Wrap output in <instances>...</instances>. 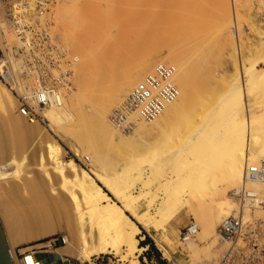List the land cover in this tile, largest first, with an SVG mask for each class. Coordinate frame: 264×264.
Masks as SVG:
<instances>
[{"label":"rangeland","instance_id":"rangeland-1","mask_svg":"<svg viewBox=\"0 0 264 264\" xmlns=\"http://www.w3.org/2000/svg\"><path fill=\"white\" fill-rule=\"evenodd\" d=\"M231 1L232 0H228V5H222L220 0H50L48 4L43 6L44 14L40 17L41 19H46L49 23L50 37L52 42L54 41L52 44L55 45L57 49H62V51L68 55L65 57L68 60H72L74 58L77 60V56L80 57L81 54L72 46L73 43L72 45L69 43L68 30L71 31V27L68 25L69 20L66 19L65 24L60 22L59 15H57V10L60 5L64 4L63 2H66V5L67 3L70 5L75 2L79 7L81 13L79 16L81 15L82 18H79L80 24L76 23L79 25L77 27L78 30L76 31V36L79 39L83 38L81 40H83L86 44L85 57L87 61L85 65L81 67V69L80 65H78L79 61L74 64V74L77 72V69L78 72L80 70V73L79 75L78 73L75 74L72 78V81L74 79V82H76V88L80 89L79 91L82 92L81 94L87 96V100H85V96H79L81 98V102L78 100V102L75 103L74 114H79L75 115V123L66 121L67 123L65 124L59 123L54 125V129L50 130L47 128L49 122L46 121L41 115V120L35 122L32 124V127H30L32 134L30 135L31 141L29 142L31 146L29 143L24 145L23 141H21V137L18 134L19 130L16 125L22 122V124L29 126L31 123L25 121L22 116H19V113H17V104L13 108L14 111H11L8 117L3 115V111H1L0 108V137L1 135L3 136V138L1 137L3 141H5V138L7 137L5 142L0 139L2 149V151H0L1 154L6 156V158L12 157L15 160L17 159V161H20L22 155L21 152H23L22 150L29 149V155L20 164V167L16 165L12 166V173L5 179H0V199L4 201L6 205H8V203L11 205V207L9 205L7 207L14 209L11 211L9 210V213L15 217H18V215L22 212L24 213L23 210L25 209L26 211V208L30 203V206L32 207L34 206L36 208L38 206L39 208L37 207V210L35 208L32 210L35 209V212L38 211L36 212L37 214L42 213V215L40 214L42 217L39 227H41L44 231L48 227V224H50L52 227L49 228L50 233L46 237L37 240L13 243L12 240L10 241L9 239V249H11L12 254L18 264H22V259L28 253H36L38 257L41 256V260L47 261L45 254L56 253L58 250L67 247L68 242H73L74 244L78 243V240H76V237L78 236L76 231L79 228V225L77 223V218H75L76 214H73L74 207L69 206L68 204H62L66 202L65 200H67L68 195L65 194L67 193V189L71 188V184L69 181L65 184L62 183L58 177L55 178L53 182L50 181L49 178H51L50 174H52V171L50 170L51 168L47 167V163H44L46 158L44 157L46 152V143H56V145L61 148V152H63V160H73L79 169L86 170L91 175V177L96 180L97 185L102 187V184L96 179V177L98 175L104 176V174H108L107 176H109L113 182L115 181L114 184L118 186V192H116L115 198L103 188L105 193H107L113 202H119V204H122L121 199L124 195H135L137 197V202H135L133 206L136 216L146 217L151 215L155 209L161 208V216L159 218L161 225L159 227L155 224H151L145 229L140 227L141 235L139 238L143 237L140 241V245L142 246L146 238L149 237L156 248V252L147 245V249L140 254L139 264H218L221 252L227 247V245L221 241H219L218 244L212 246L211 240L208 241L202 238L198 241L197 236L193 241H191L194 243V245H196L193 247L194 251H190L188 255L186 252H182L178 245L175 244L179 242L182 244L180 241V233L182 232L183 227H186L188 224H190V222H195L198 226H200L199 228L201 231L202 225L192 210L195 209V211L203 212V210L210 209V206H207L208 203H206V197H208V185H206V182L200 176L195 177L201 182H196L197 185L194 187V190L196 191V188H198L197 195H202L201 199H203V201L200 203L199 199H195L194 201L192 198V210L187 207L181 208L177 203L176 206L168 205V202L165 204L162 202L160 203L161 198L165 193H163L160 183L164 176L171 175L174 171H179H173V169H182L180 166L181 162L179 160L180 148L185 145V143H183L185 140H187V144L185 145L186 148L192 146L194 143L192 138L195 136V134L190 133L188 136H191L187 137L185 134L189 133L191 126L193 127V125H197L196 123L200 125L199 120L202 119L203 121V119H205L203 115L204 113L207 114L211 108L215 110L217 107L216 104L214 102H210L209 99L212 98L211 101H213L215 98L219 97L220 94L222 96V93H224L226 90H229V88L233 89V87L239 83L244 89L246 88L245 95L247 97V102L252 104L253 108H256L253 109V112H255L254 114L261 115L264 112V107L259 106L261 105L258 98L260 95L257 94L259 91L262 92L260 89L264 87H261L260 84L264 82V80H262V75L264 72L261 73V69L264 70V4L257 5L256 3H246L245 1L241 0L243 3L240 2L241 5H236L234 1H232L231 4ZM235 6H237L238 9H236ZM10 7V4L0 2V24L5 22V15L7 14ZM231 17L232 19H230ZM227 18L230 21H233V26H230L229 20H227ZM236 18L240 19L237 20ZM227 21L229 24L228 26ZM73 22H75V20ZM222 22L226 23V29L224 27L222 28ZM237 23L239 26L242 25L240 26V28L242 27V30L239 28ZM218 27H220V29ZM8 30L11 31L10 29ZM221 30L224 32V34L223 32L221 33ZM217 33L219 35L221 34V36H219ZM230 33L234 36H231ZM14 35L15 34H13L9 40L12 44L11 48L18 46V43L20 46L19 40ZM193 37H195L196 40ZM215 37H219V40H216ZM229 37L232 39H229ZM15 39L18 40L17 44H13ZM12 41L14 42L12 43ZM198 41L199 43L201 41L205 44L202 46L203 43H201V48L200 45H198L201 50H196V48H198ZM65 42H67V44H65ZM66 45L69 46L67 47ZM177 47L179 48L177 49ZM170 50L171 52H177L175 55L178 58L184 59L183 56H185L187 57L184 59L185 61L192 60L195 63H198H196V66L198 65L197 71L199 75H196V78H199L195 81L196 90L198 93L196 102L199 103L198 100L201 99L199 104L196 103L198 107L192 109L182 105L181 107L183 109L180 108L182 111V116L180 111V113L177 112V114H180L178 117L176 116V112L170 111L168 114L169 118L167 117L161 121V126L164 128V130L166 129L165 131H156L152 129V126H147L145 129H143L145 131L147 130L146 132L140 131L138 129L140 132H137V134L141 140L139 139L140 142H132L130 150L129 147L121 148L116 147L114 144L106 145V143L101 138L98 139L99 133L96 126L94 127L95 124L93 122V113L95 109L102 104V100L106 101V94H112L111 97H107L109 98L107 101H115L116 103L113 109L109 112L110 114L107 116L109 117L110 121L111 114L115 109L118 108L116 106L121 105L124 101L125 95L120 96L119 98L118 96L120 95L119 89H121L123 85L125 86V81H127L126 77L129 76L133 70H136V72L141 71V65L147 64L149 68L141 75L140 79L142 80L146 73L152 70L153 67L161 62L163 58L168 56H166V54L169 53L168 51ZM90 54L94 56L91 57ZM186 54H191L189 56L192 57L193 55L194 57L190 59V57L186 56ZM194 54H199V56H195ZM195 58L197 59L196 61ZM15 73L16 75L14 74V79L17 81L19 80L20 85H23L24 82L21 81L18 73ZM236 79H238V81ZM27 80V83L25 82V84H27V86L29 85L28 87H30L31 83H34L33 79ZM216 80L219 82H216ZM0 84L9 90L12 98H14L15 103L18 102L16 100L15 94L10 90V87H7L1 78ZM134 84L131 85L130 89H132ZM90 88L91 91L89 90ZM130 89L127 92L128 94ZM73 90H75V86L73 87ZM86 91L91 93L93 91L94 94H89L88 92L86 93ZM104 93H106V97L102 96ZM128 94H126V96ZM90 95L92 96L90 97ZM199 97L200 99H198ZM120 98L121 100L118 101ZM68 99L71 100L72 98L68 97ZM88 99L91 101V103H94L93 107L95 108L92 107L93 103L88 105V102H86ZM86 105L89 106L88 108L91 110H88ZM206 106L208 107V110L204 111V107ZM83 107H85L86 110ZM82 110L84 111L82 112ZM200 110L204 111H201L203 114L200 112ZM78 111L82 113L80 114ZM86 113L88 114L86 115ZM172 113L173 116L171 115ZM82 114H84L83 118H80V116L82 117ZM209 115L210 114L207 116L209 117ZM86 116L89 117L87 118ZM171 116L173 119H171ZM207 116L206 118H208ZM84 118H86V121H84ZM89 118L93 123V125L90 123L91 126H93V129L91 126H89ZM81 119H83L85 123H83ZM76 121L78 125L75 126L74 124H76ZM83 125H88V127H83ZM72 126L74 128L70 130V127ZM2 127L3 129L6 127L4 131L8 129V132H4ZM80 127L81 129H79ZM43 128L45 130L48 129L46 130L47 135L42 138L43 143L33 146L34 144L36 145V143H32V141L38 138V135L40 131L43 130ZM85 128H87L90 133L85 130ZM224 130L225 129L223 126L218 125V127L213 130L214 132L211 134V136L218 137L224 132ZM84 131L87 133L88 137H85L86 134ZM9 132H11L10 137L9 135L7 136ZM88 139L91 140L90 143L94 142L93 144L96 149L91 144L92 147L96 151H100L99 154H102L101 160H99L98 163L101 165L98 166L99 168H93L94 164H92V162L93 156L95 157V155H91V152L94 150H91L90 148L92 147L87 145L89 144L87 141ZM143 142H146V144H143ZM78 144H81L82 146ZM96 151L94 152L96 153ZM76 154H78V156ZM180 159L183 161V158ZM176 160L177 164L180 163L178 165L179 168L178 166H175L176 163L174 161ZM263 161L264 157L260 156L259 162ZM95 168H97V170ZM48 172H50V174ZM183 172L181 175L179 174L180 184L183 182L182 179L187 178L188 174L190 173L189 171H187V174H184ZM106 175L104 177L111 181ZM177 175L175 176L177 177ZM68 176L69 180H71L72 174L69 173ZM189 176L193 177L191 175ZM25 177L27 178V181L30 180V184H27V186L29 185L28 187L30 190L27 195L29 193L30 195L26 196L32 201L29 202L28 200L27 203V200L25 199L27 197H23L27 203L26 204L24 202L26 208L25 205L20 204V200H22L23 203V199L20 198L22 196L15 197L13 193L10 194V192L6 190L9 184ZM193 180L195 181L196 179ZM31 184L33 186L35 184V186H31ZM40 184L43 186H37ZM13 185L15 186V184ZM251 186L249 185V187L253 188V185ZM32 187H37V190L44 192H37V190L33 189ZM6 191H8V193H6ZM229 191L231 192V190L228 189L227 192ZM40 193H42L43 196L39 195ZM260 193H262V191ZM62 194L63 196H66L65 200V196H61ZM38 195L43 199H40ZM59 196L60 198L62 197V200H60L61 202L63 201L61 203L62 206H57L58 203L60 204V202L57 201ZM262 196L264 198L263 193ZM37 198L40 199L39 201L44 200L45 203L42 201L43 204H47L43 206L44 209L42 206H40L42 202L40 205L38 204L39 201ZM44 198H46V200ZM68 200L71 201L70 199ZM68 200L66 203H69ZM16 202H19V204H16ZM69 204L72 205L73 202L72 204ZM17 205L20 206V209H22L21 206H24L22 212ZM234 206L235 207L229 209L230 212L236 208V205ZM40 208H42V210ZM12 211L13 213H11ZM14 211L17 213V216L16 213L14 215ZM27 211L29 210L27 209ZM27 211L25 213H27ZM44 211L46 212L43 216ZM229 211L228 213H230ZM258 212H256L257 217L253 216L248 219L250 220L249 222H264V209L259 212V214ZM1 213L2 212H0V214ZM23 213L21 214V220H26L24 217L25 214ZM164 224L166 226L165 228H167L166 234L162 232L161 228ZM217 227H219V225ZM24 229L25 228H22L21 234L26 239V233L29 232H25L26 230ZM150 229L151 231L148 232ZM54 239H58V241L55 242L53 241ZM63 239H67V241L65 240L64 242ZM155 240L160 241L168 248L172 259H164L162 252L155 243ZM185 244L187 243H184L183 245ZM66 261H69L71 264H80L79 261L75 259V255H69L66 257ZM87 264L121 263L117 258L110 255H94Z\"/></svg>","mask_w":264,"mask_h":264},{"label":"bare ground","instance_id":"bare-ground-1","mask_svg":"<svg viewBox=\"0 0 264 264\" xmlns=\"http://www.w3.org/2000/svg\"><path fill=\"white\" fill-rule=\"evenodd\" d=\"M220 1H221L222 5H225V4L228 5L229 4L228 0H220ZM232 1H234V3L236 5H241L240 4L241 0H232ZM232 1H231V4H232ZM243 1H245L246 3H256L257 5H263L264 4V0H243ZM63 3H64L63 5H60L58 7L57 15H59L60 22H62L64 24H65L66 19L69 20L68 25H69V27H71V31L68 30L69 31V34H68L69 43L71 45L73 43L72 46L81 54L80 57L77 56V60L74 58L70 61H75V62L79 61L78 65H80V69H81V67H83L87 61L86 57H85V55H86V49H85L86 44L83 40H81L83 38L79 39L76 36V31L78 30L77 27L79 26L76 23L80 24L79 20L82 17H81V15L79 16V14H81V13H80L79 7L77 6V4L75 2L70 4V5H69V3H67V5H66V2H63ZM241 3H243V2H241ZM69 6H71V7H69ZM113 6H115V5H113ZM235 7H236V9H238L237 6H235ZM132 8H134V7H132ZM152 9H157V8H152ZM31 10H33V8H31ZM15 13L19 14V13H21V11L18 10ZM186 14H188V13H186ZM229 17H230V15H229ZM230 19H232V17ZM239 19H237V20H239ZM74 20H75V22H73ZM227 20H229V19L227 18ZM232 22H233L232 20L231 21L229 20L230 26L233 24ZM219 24H220V22H219ZM221 24H222V28L224 27L225 29L229 25L228 21H227V26L225 25L226 23L222 22ZM237 25L239 26L238 23H237ZM240 26H242V25H240ZM240 26H239V28H240ZM220 27H218V28L220 29ZM231 28H233V27H231ZM217 29H216V31H217ZM240 29H239V31H240ZM0 30H1V35H0V61H2V57H3L2 51L5 52L6 49H8L7 54H8V56H10V59H9L10 61L8 64L5 65L6 80L9 81L12 84V86H15L18 93H19V98L18 97L16 98V100L18 102L15 103L14 98H12L9 90H7L3 85L0 84V108H1V111H3V115L5 117H8L9 113L11 111L12 112L14 111L13 108L17 104V113H19V116L21 117L22 113H20L21 111H19L20 107H21L20 103L26 102V105L30 109L36 110V114H37V119L32 120V121H29L27 118L22 116V118L25 121L31 123V124H29V126L22 124V122H20L18 125H16V127L19 130L18 134L21 137V139H22L21 141H23L24 145L28 144V143L30 145V142H29V141H31L30 135L32 134L30 127H32V124H34L35 122L41 120L40 119L41 115L44 117V119L46 121L49 122V125L47 126V128L50 130L54 129V125H57L59 123L65 124V123H67L66 121H68L70 123H75V119H76L75 115H79V114H74L75 103L78 102V100H79V102H81L80 97L85 96V95L81 94L82 92L79 91L80 90L79 88H76V82H74V79L72 81V78L74 77L75 74L78 73V75H79L80 70L78 72V69L76 68L77 72L74 74V68L72 66L73 74L71 72V75L69 76L68 80H66V82H64L62 87H60L58 85L57 89L54 90V94H50L49 97L51 99V103L48 105L44 104V105L39 106V104H38L39 103L38 102L39 96L38 95L41 93H37V91L41 89L40 87L43 85L42 82L46 85H47V83L51 84L54 87L56 85L54 84L53 80L44 81L43 79H38L39 80V82H38L37 79L33 78L34 76H31V73L28 71H26V74H25L26 75L25 82L27 83V81H30L27 79H33L34 83L33 84L31 83L32 86L30 85V87H28V91H27V89H25L24 85H20L19 80L17 81L16 79H14V76L16 75L15 72L20 73V71H21L20 62H23L24 60H27V59L22 58V60H21V59L14 58V54L16 52L12 51V49H10L12 44L9 41L11 36H13L14 33L12 31H9L8 28L4 25V23L0 24ZM222 30H224V29H222ZM222 30H221V33L223 32ZM254 32H256V31H254ZM223 34H224V32H223ZM223 34H222V36H223ZM106 35H108V34H106ZM230 35H231V33H230ZM66 36H67V34H66ZM219 36H221V34ZM231 36H234V35H231ZM193 38L196 40L195 37H193ZM230 38L231 37H229V39ZM220 39H221V37H220ZM216 40H219V37H217ZM231 41H233V40H231ZM13 42L14 41H12V43ZM17 42H18V40L15 39V42L13 44H17ZM2 43H4V44H2ZM201 43H203V42L200 41V43H199V41H198V44H197V46L200 45V48L205 45L204 43H203V45ZM65 44H67V42H65ZM18 45H19V43H18ZM20 45H21V43H20ZM66 46L68 47L69 45H66ZM178 48L179 47H177V49ZM200 48L198 46V48H196V50L200 49ZM173 49H172V51H173ZM168 52L169 53L166 54V56L167 55L168 56L166 58H163L162 61L159 62L158 64H156L152 70H150L148 73H146V75L142 78V80L140 79L141 75L146 70H148V68H149L148 65L142 64L141 65V71L136 72V70H133L134 73L131 72V74L126 77L127 81H125V86L123 85V87H121V89H119L120 95L118 96V98L120 96H124V95L126 98V94H128L127 92L130 89L132 84L135 83L134 86L132 87V89H130V92L136 86H139V85L141 86V88L146 87V85L142 82H144V80H146V79L150 80L152 78L151 76L154 75L155 68L158 65H164L166 63L167 64L171 63L169 65L175 66L174 67L175 73H174L173 79L171 81L172 83L171 84L169 83V87L173 86L176 90V94H175V96H171L170 93H167L166 89L162 90L160 95L165 96L164 93L168 94L167 95V96H169L168 100L164 101L163 100L164 98L159 97L158 104H157L158 106L156 108L157 114L151 122H144L141 119V121L137 122L136 125L130 131H127V133L122 132L119 128H116V126L113 125L111 119L109 121V117H107L110 114L109 112L113 109V107L116 104L115 101H113V102L107 101V99H109L107 97H111L112 94H109V95L106 93L102 94V96H105V97L107 95L106 101L102 100L101 101L102 104L95 109V111L93 113V116H94L93 122L95 124L94 127L96 126L98 133H99L98 139L101 138L106 143V145L107 144H114L116 147H121V148H123V147L128 148L129 147V150H130L131 149L130 146H131L132 142H134V141L140 142V140H141L139 135L137 134V132L145 131L143 129H145L147 126H152V129L162 132L164 130V128L161 126V121H163L167 117L169 118L168 114L170 111L176 112V116L178 117V115H180V114L182 116V111L180 109V108H182L181 107L182 105L184 107H188V108H192V109L198 107L197 104L200 103L201 99L199 97L198 98V99H200V100H198L199 103L196 102V97H197L198 93L196 90V82L195 81L198 80V78H199V77L196 78L197 77L196 75H199L198 71H197L198 65L196 66L197 62L195 63L194 61H192V60L190 61L189 59H188L189 61H185L184 59L187 58L185 56H183L184 59L178 58L175 55L177 53V52L175 53V51L171 52V50H170ZM189 55H191V54H188V55L186 54V56H189ZM196 55L199 56V54H196ZM90 56L93 57L94 55L92 56L90 54ZM189 57L191 59L194 56L192 55V57L191 56H189ZM65 60L67 61L68 59L65 58ZM196 60L197 59L195 58V61ZM61 62L63 63V61H61ZM63 66H65V65H63ZM34 69L35 70H41V71L43 70V72H45L44 68H42V67H35ZM34 69H33V72H35ZM24 70H25V68L22 71L24 72ZM262 70L263 69H261V73L264 72V70L263 71ZM11 79H12V81H11ZM238 79H236V80L238 81ZM262 80H264V74L262 75ZM154 81L156 82V80H154ZM217 81L218 80H216V82ZM220 82H221V80H220ZM38 84H40V85L38 86ZM260 84H261V87L264 86V82L260 83ZM74 86H75V90H73ZM7 87H9V86L7 85ZM93 89H94V87H93ZM89 90L91 91V88ZM146 90H148V88ZM146 90L144 91V93H147ZM245 90H246V88L244 89L242 87V85L240 86V84L238 83L237 85H235L233 87V89L229 88V90H226L224 93H222V96L220 94L219 97L215 98L213 101H211L212 98L211 99L207 98L210 100V102H214L217 107L215 108V110L210 107L212 109V111L210 109L208 112H210V111L211 112L210 113L207 112V114L206 113L203 114L204 111L208 110L207 106L204 107L205 108L204 111L200 110V112L203 111L201 113L204 115L205 119H203V121H202V119H200L199 120L200 125H198V123H196L197 125H193V127L191 126L189 133L185 134V135H187V137L191 136V135L188 136V134H190V133L195 134L194 138H192L194 143L191 142V143H193V145L186 148L185 145L187 144V140H185L183 142V143H185V145H183L182 148H180V154H179L180 158H183V161L180 158H179V160H180L181 164L180 163L177 164L176 163L177 160L174 161L176 163V164L174 163L175 166H178L180 164V166L182 167V169L179 168V166H178L179 169H173V171L179 170L177 172L176 171L173 172L175 175L178 174L177 175L178 178L172 173L173 175L171 174V175L164 176L161 179V183H160V186L162 187L163 193L165 192L163 197L161 198L160 203L162 202L163 204H165L168 202V205H173V206H176V203H177L181 208L187 207V208L191 209L193 207L192 198L194 199V201H195V199H199L200 203L203 201V199H201L202 195H200L201 197L197 195L198 188H196V191L194 190V187H196L197 183L201 182L200 180H198L195 177L200 176L206 182V185H208V191H207L208 195L207 194L206 195L208 197H206V196L205 197L207 198V201H206V203H208L207 206H210L209 207L210 209L203 210V212L195 211V209L194 210L191 209L193 211V213L198 217V219L202 225L201 231L199 228L200 226H198L195 222H190V224H188L187 227L189 225L191 226L192 224H194L197 228V234H196L195 238L198 236V241H199V239H202V238L206 239L208 241L211 240L212 246L218 244L220 241V239H218L219 238L218 229H216V228L220 227V223H222V221L224 219L230 217V215L233 216L235 213H238L239 209L241 208V207H238L237 201L234 199L235 192H237L238 190L240 191L241 188L245 187L247 190L255 193L256 198H258L257 201H255V200L253 202L247 201V203L245 204V208L242 211L243 220H244L243 222H246V223L249 222L250 220H248V219L250 217H253V216L255 217L256 212H258V211L261 212L264 209V198L262 196V193L264 194V183L260 182V181H250V178H249L250 173L255 174L257 172V168L259 166H262V164H264V161L259 162V157L260 156L264 157V116H263L264 112L261 115L260 114L259 115L254 114L255 112H253L254 111L253 109L255 107L253 108L252 104H249L247 102ZM260 90H262V92L259 91V93H257L258 95H260L258 98H259L261 105H259V106L264 107V99H263L264 98V87H262ZM34 91L36 93H33ZM88 91H86V93ZM163 91H164V93H163ZM83 92H85V91H83ZM88 93L94 94L93 91H92V93L91 92H88ZM199 93H201V92H199ZM261 95H262V97H261ZM91 96L92 95H90V97ZM24 97H26V99L24 101L21 100V98L23 99ZM68 97L72 98V99L69 100ZM86 97L87 96H85V100H87ZM214 97H216V96H214ZM82 99L84 100L83 97H82ZM120 100H121V98L118 101H120ZM261 100H263V101H261ZM86 102H88V105L93 103V102L91 103V101L89 99ZM109 102H112V103H109ZM262 102H263V104H262ZM119 104H121V103H119ZM93 105H94V103L92 104V107H93ZM95 106H97V105H95ZM88 107L89 106H87V109L91 110ZM116 107H118V108L115 109L114 112L111 114L112 117L114 116L113 114L118 113L122 109V107H124V105L121 104V105L116 106ZM81 108H82V106H81ZM83 108H85V107H83ZM93 108H95V107H93ZM85 110H86V108H85ZM83 111L84 110H82V112ZM180 111H181V113H180ZM82 112L78 111V113H80V114ZM177 112H179L180 114H177ZM87 114L88 113H86V115ZM208 114H210L209 117L207 116ZM83 115L84 114H82V117L80 116V118H83ZM171 115L173 116V113ZM172 116H171V119H173ZM206 116L208 118H206ZM201 118H203V117H201ZM84 119H85L84 121H86V118H84ZM81 121H83V119H81ZM84 121H83V123H85ZM88 121H90V118L88 119ZM90 123L93 125L92 121H90L89 124ZM91 124L89 126H91ZM74 125L75 126L78 125L77 121H76V124H74ZM218 125L224 127V129H225L224 132L222 134H220V136H218V137L211 136V134H213V132H214L213 130H215L218 127ZM84 126L88 127V125H83V127ZM110 126L112 127V129ZM91 127L93 129V126H91ZM67 128H69V127H67ZM72 128H74V127L73 126L70 127V130ZM166 128H167V126H166ZM2 129H3V127H2ZM4 129H3V131H4ZM48 129H46V130H48ZM79 129H81V127ZM138 129L140 131H138ZM7 130L8 129H6V131ZM46 130L43 128V130L40 131L38 138L35 139L34 141H32V143L33 142L36 143V145L34 144L33 146H37V145L43 143L42 138L47 135ZM85 130H87L89 132V130L87 128H85ZM6 131H4V132H6ZM148 131H150V130H148ZM10 133L11 132H9V134H7V136L9 135V137H10ZM85 134H86L85 137H88L86 132H85ZM1 137L3 138L2 135H1ZM1 137H0V139H1ZM80 137H81V135H80ZM184 137H186V136H184ZM6 138H5V141L7 140ZM192 139H190V140H192ZM1 140L3 141V139H1ZM94 140H95V138H94ZM5 141H3V142H5ZM87 141L89 143V144H87L88 146L90 145V147H92V145H93V147H94V144H93L94 142L90 143L91 140H89V139ZM87 141H85V142H87ZM142 141H144V140H142ZM85 142H83V143H85ZM100 142H101V140H100ZM23 143H21V144H23ZM81 144H82V142H81ZM81 144H78V145L82 146ZM143 144H146V142H143ZM24 145H22V146H24ZM93 147L90 149L91 150L93 149L94 151H96L95 150L96 148L94 147L95 148L94 149ZM109 147H110V145H109ZM82 148H84V147H82ZM22 149H23V147H22ZM98 149H99V147H98ZM28 150L29 149L22 150L23 152H21L22 155H21L20 161H17V159L15 160L12 157L6 158V156H3V154H1V152H0V179H5L6 177H8V175H10L12 173V170H11L12 166L16 165V166L20 167V164L29 155ZM45 150H46V152H45L44 157H46V158H45L44 163H47L46 164V165H48L47 167L51 168L50 170L52 171V174H53V176H52V174H50V172H48L50 174V177H51V178H49L50 181L53 182L54 179L58 177V179H60L62 183L65 184V183H68V181H69V183L71 184V188L67 189V191H66L67 193L65 195H68V197H69V198L67 197V200L68 199L71 200V201L68 200V202L71 204L73 202V204L70 205L69 203H66L67 200H65L66 196L64 195L65 196L64 200L66 202L62 203L63 201L62 202L60 201V200H62L61 199L62 197L60 198V196H59L57 198V201H59L60 204L58 203L57 206H59V205L62 206L61 203L65 204V205L68 204L69 206H73L74 207L73 210L75 211V212L73 211V214H76L75 218H77V223L79 225V228L76 231L78 234V236L76 237V240H78V243L74 244L73 242H68L67 247L58 250L56 253L45 254L47 261L51 262L49 264H53V263L54 264H64V263L71 264L69 261H66V257H68L69 255H75V259L78 260L80 264H87L88 262H90V260L92 259V257L94 255H110V256L117 258L121 264H139L140 263V260H139L140 254L147 249V247H142L140 245V241L143 238V237L139 238V236L141 235V228L140 227H143L145 229V228H147V226H149L151 224H155L159 227L161 225V222L159 221V218L161 216L160 215L161 208L155 209L152 212V214L149 216L138 217L134 213V206H133L134 203L137 202V197L135 195H124L121 199L122 204H119V202H117V203L113 202L110 199V197L107 195V193H105L103 188L106 191H108L115 198L116 192H118V186L116 184H114L115 181L113 182L110 179V177L107 176L108 174L107 175L104 174V176L106 175L107 177H109V179L111 181H109L107 178H105L104 176H101V175H98L96 177V179L102 184V187H101V186L97 185L96 180L93 179L91 177V175L86 170L79 169V167L76 165V163L73 160L64 161L63 156H62L63 152H61L62 151L61 148L59 146H57L56 143L55 144L46 143ZM0 151H2L1 142H0ZM94 151H92V152L90 151L92 153L91 154L92 156L95 155V157L93 156V162H92V164H94L93 168L101 166L98 163L102 157L101 156L102 154H99L100 151L97 150L96 153ZM76 155L78 156V154H76ZM42 161H43V159H42ZM95 169L97 170V168H95ZM187 171H189L191 174L188 172L189 174H188L187 178L182 179L183 182L181 181L182 183L180 184L179 174L181 175L182 172L184 174L185 173L187 174ZM69 173L72 174L71 180H69V178H68ZM189 175H191L193 177H190ZM193 179H196V180L194 181ZM184 180H185V182H184ZM26 181H27L26 177L19 179L18 181L9 184L6 190H8L10 192V194L13 193L15 195V197L16 196H18V197L22 196L20 198L23 199V197H25L27 195V193L30 192L29 187H28L29 185L27 186V184H30V182H29L30 180L27 181L29 183H27ZM177 182H179V183H177ZM39 183H40V181H39ZM13 184H15V186ZM35 184H34V186H35ZM194 184H195V186H194ZM249 185L250 186L253 185V188L254 187L255 188L253 189V188H251L252 186L249 187ZM31 186H33V185L31 184ZM37 186L42 187L43 185L40 184ZM27 189H28V191H27ZM33 189L37 190V187L33 188ZM228 189L231 190V192L230 191L227 192ZM255 189H257V190H255ZM8 191H6V193H8ZM261 191H262V193H260ZM37 192H44V191L37 190ZM37 192H35V193H37ZM193 194H194V197H193ZM14 195H12V196H14ZM29 195H30V193L27 196H29ZM39 195L43 196L42 193H40ZM61 196H63V194ZM195 197H197V198H195ZM198 197H200V198H198ZM25 199L27 200V203H28V200H29V202L31 201L29 199V197H27ZM40 199H43V198L40 197ZM40 199H38V201ZM44 199L46 200V198H44ZM15 201H16V199H15ZM42 201L44 202V200H42ZM42 201H39L38 204L40 205V203ZM20 202H21L20 204H22V205H25V203H26L24 199H23V203L25 202L24 204L22 203V200H20ZM43 202H42V204H43ZM17 203L19 204V202H16V204ZM30 204L28 207H31V208H28V207L26 208V205H25L26 211H27V209L29 210V211H27V213H25L26 211L24 209V206L23 207L21 206V208L24 209L23 210L24 213H23L22 209H20V206L17 205L19 207V209L21 210V212L26 215V216L24 215L26 220H24V219L21 220V218H22L21 214L22 213L20 212L21 214H19L18 217L11 215L9 213V210L11 211L14 209L8 208L7 206L9 205V203H8V205H6L5 202L0 199V212H2L0 214V223H1V226L3 228V231H4V234H5L9 248H10L9 239H10V241L12 240L13 243L14 242L15 243L16 242L22 243V242L33 241V240H37V239L46 237L50 233L49 228H52L50 224L47 223L48 227L46 228L45 231L41 227H39V223H40L41 217H42V216H40V214L42 215V213L37 214L36 212H38V211L35 212V209L37 210L38 206L35 208L34 206L33 207L30 206ZM42 204L40 206H42V208L44 209L43 206L47 205V204H43V205ZM202 204H204V203H202ZM234 205H236V208H234V210L230 212L229 209L232 207H235ZM9 206L11 207V205H9ZM33 208H35V209L32 210ZM42 208H40V209L42 210ZM196 210H197V208H196ZM228 211L230 213H228ZM45 212L46 211L43 212V216H44ZM259 212H258V214H259ZM11 213H13V211ZM15 213L16 212L14 211V215H15ZM38 215L40 216V218ZM16 216H17V213H16ZM218 225H219V227H217ZM165 227H166L165 224L162 225V227H161L162 232L164 234L167 233V228H165ZM22 228H25L24 229V230H26L25 232H29V233H26L27 234L26 239L21 234ZM183 229H184V227H183ZM150 231H151V229L148 230V232H150ZM152 231H154V230H152ZM194 239L189 240L188 242H186L187 244H185V245H183L185 242L184 243L182 242V244L180 242L175 243V244L178 245V247L182 250V252L184 251L188 255V253L190 251H194L193 247L196 246V245H194L193 242H191ZM65 240L67 241V239H65ZM65 240L63 239L64 242H65ZM155 243L158 246L159 250L162 252L164 259H167V260L172 259L171 253L166 246H164L160 241H157V240H155ZM200 245H201V243H200ZM9 250L11 253V258L13 259L12 260L13 264H18L16 259L14 258L13 254H12L11 249H9ZM215 254H214V256H215ZM51 255H52V257L50 258ZM55 256L59 257V263H58V260L55 258ZM47 261L39 259L38 255L36 253L31 252V253H28L24 256V258L22 259V264H47Z\"/></svg>","mask_w":264,"mask_h":264},{"label":"built area","instance_id":"built-area-1","mask_svg":"<svg viewBox=\"0 0 264 264\" xmlns=\"http://www.w3.org/2000/svg\"><path fill=\"white\" fill-rule=\"evenodd\" d=\"M1 3L10 4L11 7L5 15L4 24L10 29L19 40L21 45L15 46L13 51L14 58H26L27 60L20 62L21 71L18 75L23 81L25 89L28 91V86L25 84L26 71L31 73L33 78L53 80L55 87L51 84L42 82L41 89L37 91L39 94L38 104L48 105L51 103L50 94H54V90L59 85L62 87L64 82L68 80L72 66L75 61L65 60L68 56L62 49H57L52 44V39L49 32V23L46 19H41L44 14L43 6L48 4L50 0H0ZM33 8V10H31ZM21 11L17 14L15 12ZM8 49L2 51V61H0V77L10 87V90L19 98V93L15 86L6 80L5 65L9 63ZM63 61V63L61 62ZM65 65V66H63ZM35 67H42L43 70H35ZM25 68L24 72L22 71ZM33 69L35 72H33ZM154 75L150 80H144L145 88L136 86L124 99L122 109L118 113H114L110 119L116 128L122 132L130 131L137 122H151L157 114L158 99L164 98L168 100V94L160 95L162 90L166 89L167 93L175 96V88L169 87L171 84L175 68L169 64L158 65L155 68ZM73 74V72H72ZM156 80V82L154 81ZM12 81V79H11ZM40 84H38L39 86ZM165 87V88H164ZM54 88V89H53ZM148 88V90H146ZM147 93H144V91ZM33 93H36L35 91ZM49 94V95H48ZM26 97L21 100H25ZM20 100V99H19ZM20 100V101H21ZM20 113L29 121L37 119L36 110L30 109L26 102L20 103ZM162 106V105H161ZM250 181H260L264 183V164L257 168L255 174L250 173ZM234 199L237 201L239 209L238 213L230 216L222 221L218 229V236L222 243L227 247L221 252L218 264H264V222H243L242 211L245 208L247 201H257L256 194L241 188L234 194ZM197 228L194 224L184 227L180 233V241L188 242L195 238ZM53 241H58L54 239Z\"/></svg>","mask_w":264,"mask_h":264},{"label":"water","instance_id":"water-1","mask_svg":"<svg viewBox=\"0 0 264 264\" xmlns=\"http://www.w3.org/2000/svg\"><path fill=\"white\" fill-rule=\"evenodd\" d=\"M41 256H39L40 259ZM52 255L50 256V258ZM59 263V257L55 256ZM13 259L11 258V253L7 244V240L3 231V228L0 223V264H13ZM68 264V263H64Z\"/></svg>","mask_w":264,"mask_h":264},{"label":"trees","instance_id":"trees-1","mask_svg":"<svg viewBox=\"0 0 264 264\" xmlns=\"http://www.w3.org/2000/svg\"><path fill=\"white\" fill-rule=\"evenodd\" d=\"M147 245L150 246L151 249L156 252V248H155L153 242L151 241V239L149 237L146 238V240H145V242L143 243L142 246L143 247H147Z\"/></svg>","mask_w":264,"mask_h":264},{"label":"flooded vegetation","instance_id":"flooded-vegetation-1","mask_svg":"<svg viewBox=\"0 0 264 264\" xmlns=\"http://www.w3.org/2000/svg\"><path fill=\"white\" fill-rule=\"evenodd\" d=\"M49 263H51V262L47 261V264H49ZM53 264H54V263H53Z\"/></svg>","mask_w":264,"mask_h":264}]
</instances>
